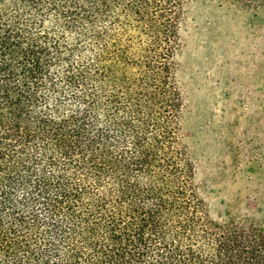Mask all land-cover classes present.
<instances>
[{"label":"trees","instance_id":"1","mask_svg":"<svg viewBox=\"0 0 264 264\" xmlns=\"http://www.w3.org/2000/svg\"><path fill=\"white\" fill-rule=\"evenodd\" d=\"M190 1L0 0V264H264V229L210 219L195 179Z\"/></svg>","mask_w":264,"mask_h":264},{"label":"rangeland","instance_id":"2","mask_svg":"<svg viewBox=\"0 0 264 264\" xmlns=\"http://www.w3.org/2000/svg\"><path fill=\"white\" fill-rule=\"evenodd\" d=\"M179 35L182 128L209 217L264 229V18L191 0Z\"/></svg>","mask_w":264,"mask_h":264}]
</instances>
